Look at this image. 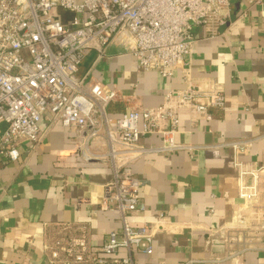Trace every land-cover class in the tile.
<instances>
[{"label":"built area","instance_id":"1","mask_svg":"<svg viewBox=\"0 0 264 264\" xmlns=\"http://www.w3.org/2000/svg\"><path fill=\"white\" fill-rule=\"evenodd\" d=\"M232 1L0 0V161L15 162L23 145L40 144L41 121L51 114L53 121L76 130L81 149L105 138L107 152L95 158L108 161L113 171L101 210L117 209L121 230L95 244L85 226L78 234L61 227V234L45 245L50 264H139L137 256L153 255L155 235L172 223L163 214L154 225L128 221L129 215L146 211L142 180L133 165L152 154L193 150L175 142L180 109H187L191 119H211V110L225 108L222 89L195 82L186 58L196 30L214 37L216 26L230 19ZM114 49L132 54L140 71L157 72L166 80L181 73L184 88L167 92L161 105L145 108L94 80L92 69L80 76L88 56L95 57V66ZM115 105L126 110L114 115ZM149 135L160 136L162 144L144 145ZM252 145L251 140L220 145L232 151L241 200L223 230L227 261L250 251L264 258V158L241 160Z\"/></svg>","mask_w":264,"mask_h":264},{"label":"crops","instance_id":"2","mask_svg":"<svg viewBox=\"0 0 264 264\" xmlns=\"http://www.w3.org/2000/svg\"><path fill=\"white\" fill-rule=\"evenodd\" d=\"M230 14L214 37L196 30L186 58L195 82L222 89L225 108L211 110V119H191L187 109H180L175 142L193 150L152 154L133 165L146 211L129 215L128 221L154 225L163 214L172 223L155 235L152 256H137L139 264H264L257 251L225 260L223 230L241 200L232 151L220 145L251 140L241 160L264 158V0H233ZM94 60L93 55L85 59L80 76L92 69L94 80L133 97L140 107H157L167 92L185 86L181 73L166 80L138 70L128 52L114 49L95 66ZM125 110L115 105L111 112ZM52 119L46 114L41 121L40 144L23 145L15 162L0 161V264H50L45 245L61 234V227L78 234L85 226L95 244L121 230L120 212L101 210L113 180L110 163L95 158L107 152L105 138L81 149L76 130ZM142 143L160 145L162 138L149 135Z\"/></svg>","mask_w":264,"mask_h":264},{"label":"rangeland","instance_id":"3","mask_svg":"<svg viewBox=\"0 0 264 264\" xmlns=\"http://www.w3.org/2000/svg\"><path fill=\"white\" fill-rule=\"evenodd\" d=\"M90 60V59H89Z\"/></svg>","mask_w":264,"mask_h":264}]
</instances>
